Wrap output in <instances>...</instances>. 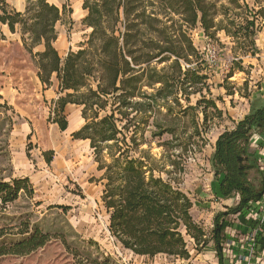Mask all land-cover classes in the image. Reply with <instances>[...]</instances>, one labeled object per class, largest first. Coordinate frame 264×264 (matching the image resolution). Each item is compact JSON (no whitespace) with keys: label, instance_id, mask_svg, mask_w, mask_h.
Listing matches in <instances>:
<instances>
[{"label":"trees","instance_id":"trees-1","mask_svg":"<svg viewBox=\"0 0 264 264\" xmlns=\"http://www.w3.org/2000/svg\"><path fill=\"white\" fill-rule=\"evenodd\" d=\"M263 2L255 0L259 8L254 10L245 0H83L82 24L90 31L75 50L61 56L54 45L55 26L64 6L27 0L24 10L18 11L0 0V42L6 39L2 32L6 25L20 35L41 84L51 85L53 76L58 82L60 96L51 102L47 120L64 131L66 105L80 107L83 123L72 137L88 141L96 169L102 173L101 202L108 214L109 233L134 255L187 259L188 236L200 249L211 240L223 264L225 216L241 215L261 198L263 190L248 177L250 139L256 133L264 135L261 96L250 100L248 112L215 140L210 167L217 180L216 193L237 201L216 213L211 237L193 219V203L175 185L172 172L181 171L177 158L184 152L199 151L205 145L207 129L200 131L199 114L201 125L207 123L208 110L222 114L214 99L206 98L205 93L210 94L206 61L189 31L198 25L209 38L223 32L234 43L231 49L236 56H253L255 37L264 24ZM233 64L241 68V59ZM196 94L201 98L190 105ZM5 106L0 103V109ZM191 112L193 132L185 127L176 134L170 121L185 123ZM148 126L154 130L146 134ZM166 133L170 139L162 141ZM153 141L162 148L158 158L151 153ZM43 155L49 163L53 151ZM167 163L172 169H166ZM21 195L33 198L29 179L6 178L0 167V204L5 207ZM24 224L15 234L0 229V257L28 254L50 240L48 233ZM74 259L70 264H116L109 256L86 262L76 255Z\"/></svg>","mask_w":264,"mask_h":264},{"label":"rangeland","instance_id":"rangeland-1","mask_svg":"<svg viewBox=\"0 0 264 264\" xmlns=\"http://www.w3.org/2000/svg\"><path fill=\"white\" fill-rule=\"evenodd\" d=\"M13 7H25L27 0H7ZM59 8L64 6L62 19L56 23L58 32V48L77 46L86 39L90 29L82 24L86 11L82 9L83 0H48ZM249 9L259 8L255 0H245ZM264 3V2H263ZM264 6V5H263ZM193 44L203 55L206 63L204 73L207 74L210 94L206 98L214 99L221 115L208 110L206 125L202 114L197 121L200 131L203 132L205 145L198 151L184 152L179 161L181 171L173 169L172 177L175 185L181 189L192 201L191 214L193 219L211 237L213 218L217 212L224 211L236 204L237 198L223 199L216 193L217 180L212 175L210 156L213 152L214 140L225 129L233 128L249 107V99L260 88L264 93V24L255 37L257 52L252 56L237 55L232 51L234 45L231 38L218 32L214 38L206 37L200 26L189 31ZM13 47L12 51L18 58L24 59L26 67L35 69L30 55L22 48ZM62 53V52H61ZM236 53H238L236 51ZM20 56V57H19ZM61 56H64L63 53ZM241 59L239 68L234 61ZM247 83V85H245ZM251 92V93H250ZM261 92V91H260ZM231 93V94H230ZM250 93V97L245 94ZM199 94L190 98V105H195L200 99ZM6 104L0 109V167L6 178L13 176L12 153L16 138H11V129L21 122L15 115V110ZM47 106V111L50 107ZM37 110L33 106V111ZM194 113V112H193ZM196 113V112H195ZM192 112L183 121H170L176 134H181L186 127L188 133L193 132ZM47 113V118H48ZM65 115L70 124L65 131L59 130L45 118L40 120L29 138L24 141L27 160L31 164V184L34 187V196L28 199L21 195L16 201L3 207L0 204V229H10L5 232L15 234L24 223L37 227L50 235V240L42 247L25 255H5L0 257V264H70L74 256L80 257L84 262L96 257L109 256L116 264H215V254L212 250V241L205 248H196L193 240L185 236L189 258L183 259L174 256L159 254L154 257L134 255L131 251L123 249L110 235L108 230V214L102 202V173L96 169L97 164L88 146V141L72 137V130L83 123L79 106H68ZM36 122V121H35ZM32 129V128H31ZM154 130L152 126L146 127V134ZM169 133L164 134L162 141L170 139ZM258 137L256 144H251L248 164V177L257 189H262L261 198L253 202L241 216L229 214L225 216L224 227V253L226 259L235 260L230 251L229 238L236 240L244 248L248 247L250 256L246 264H264V135ZM17 137V136H16ZM252 138V137H251ZM144 148L146 145L143 146ZM11 149V150H10ZM171 149L175 150L174 147ZM52 150L53 156L49 163L43 155L44 151ZM179 150L176 149V153ZM15 153V152H14ZM151 153L157 158L162 148L153 141ZM175 153V154H176ZM174 158V157H173ZM169 163L166 169H170ZM33 169V170H32ZM172 169V168H171ZM164 176V175H163ZM63 207V208H61ZM244 224L247 231H237L233 224ZM24 224V225H23ZM233 247V246H232ZM236 254V253H235ZM234 263V262H233ZM228 262V264H233Z\"/></svg>","mask_w":264,"mask_h":264},{"label":"crops","instance_id":"crops-1","mask_svg":"<svg viewBox=\"0 0 264 264\" xmlns=\"http://www.w3.org/2000/svg\"><path fill=\"white\" fill-rule=\"evenodd\" d=\"M13 8H15L18 11L24 10L23 6H21L20 8L19 7L18 8L13 7ZM2 32L5 35L6 39L0 42V99L6 100L7 103L15 110V115H17V117H20L21 119L19 125L16 127L15 124L10 132L11 138L17 139L15 143L9 144V147L10 146L11 148L12 146L15 147V150L10 149L11 151L15 152V153L13 152L11 155L13 176H16L18 178L27 177L30 181L31 174L33 173V171H31L32 165L29 164V161L27 160L26 157L27 155L24 149V145H25L24 141L31 135L32 130L36 126L38 127L40 126V122L38 121L45 120V118H47V113L49 114V109L48 112H46L47 111L46 105L50 107L51 102L55 101L60 96V94L58 93V82L56 78L53 76L51 79V85L49 86L42 85L37 77L36 69L32 70L31 68L26 67L24 63V59L20 60L18 56L15 54V52L12 51L13 47H16L17 50H19L18 48L23 49L20 40V35L17 32L11 33L6 25L2 26ZM54 45L57 51L59 52V54L61 55L63 53L64 56L66 55L69 49H73L75 47L71 45L66 47L65 49L58 48V37ZM262 90L259 88L255 92V94L249 99V101L257 96H261L264 98V93H262ZM72 105L74 104H67L65 107V111L66 108H68V106H72ZM33 106H35L37 110L33 111ZM69 126L70 124H68L67 129L69 128ZM79 128L80 127H78L75 130H72V132L78 130ZM258 140L259 139L257 135L253 134L251 138L252 141L251 144H256ZM244 226H245L244 224H241L239 222L237 224H233L232 228L234 229L237 228V231L239 230V231L248 232L247 231L248 228ZM228 242H230L229 244H227L228 247L232 243L233 247L231 246L230 251L233 252L234 254L233 256L235 257V260L226 259L228 257H226L227 255H225V253L223 252V264H228L229 261L232 263L234 262L233 264H246L245 259L248 256H250L248 247L244 248V246H241L239 242H237L236 240L233 241L230 238ZM212 250L214 251L215 254V249L213 247V244H212ZM215 259H216L215 264H219V260L216 254H215Z\"/></svg>","mask_w":264,"mask_h":264},{"label":"built area","instance_id":"built-area-1","mask_svg":"<svg viewBox=\"0 0 264 264\" xmlns=\"http://www.w3.org/2000/svg\"><path fill=\"white\" fill-rule=\"evenodd\" d=\"M262 147H264V143L262 144ZM262 150L264 151V148Z\"/></svg>","mask_w":264,"mask_h":264}]
</instances>
